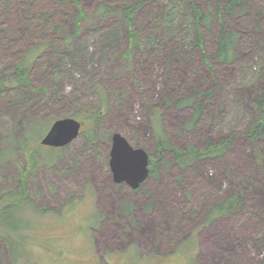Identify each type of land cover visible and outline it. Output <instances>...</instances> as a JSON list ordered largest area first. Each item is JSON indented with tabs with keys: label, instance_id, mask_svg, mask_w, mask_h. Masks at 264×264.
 Masks as SVG:
<instances>
[{
	"label": "rangeland",
	"instance_id": "374dc122",
	"mask_svg": "<svg viewBox=\"0 0 264 264\" xmlns=\"http://www.w3.org/2000/svg\"><path fill=\"white\" fill-rule=\"evenodd\" d=\"M0 1L12 10H0V76L9 87L0 97V199L20 190L27 169L21 140L37 133L39 142L60 118L84 123L66 147L38 144L27 179L34 205L23 207L32 227L15 236V249L0 239V264H264V136L258 143L247 137L264 92V0L222 16L241 36L230 64L216 59L219 17L201 24L209 66L194 46L192 3L207 11L217 0H79L61 9L38 0L44 20L33 0ZM124 5L137 6L131 53L122 14L107 12ZM37 45L43 51L29 64V88L12 72ZM209 89L214 94L193 126V106L167 104ZM100 107L102 120L93 121ZM157 114L178 147L228 137L235 145L187 169L164 151L159 177L136 190L115 183L112 135L156 158ZM233 195L245 207L211 220V208Z\"/></svg>",
	"mask_w": 264,
	"mask_h": 264
},
{
	"label": "trees",
	"instance_id": "16d2710c",
	"mask_svg": "<svg viewBox=\"0 0 264 264\" xmlns=\"http://www.w3.org/2000/svg\"><path fill=\"white\" fill-rule=\"evenodd\" d=\"M58 8H65L71 1L75 4H79V0H52ZM248 0H227L224 6H221L220 0H217L215 5L209 7L207 11H203L201 6L196 3H192L193 16L195 20V40L194 46L199 48L205 64L210 65L206 57V48L204 45V34L201 29V24H210L213 17L216 15L219 17L220 32L217 37V49H216V59L224 64H230L237 59V47L240 41V34L236 31H230L227 29L222 21V16L225 13L234 14L236 11L242 10ZM148 2V0H140L138 5H142ZM41 3L38 0H33V8L37 17L41 20L47 18L48 14L45 11V8L39 9ZM6 7L7 11H12L10 6L4 5L0 1V10L1 7ZM136 9L137 6L124 5L121 8H107V12L119 11L127 25V32L129 37V47L128 53H131L135 44L139 41V35L135 30V19H136ZM9 12V13H10ZM258 15L262 14L260 8H257ZM83 13V12H82ZM84 15V14H83ZM260 20V19H259ZM258 28L260 26L258 25ZM4 36L0 34V43L3 40ZM43 45H37L36 48H32L26 52V56L20 60L14 67L12 72L15 75L17 82L29 88H33L32 80L30 79V62L43 51ZM169 65L173 64L172 54L168 56ZM9 93L8 80L7 77L0 76V97L5 96ZM214 94V89H209L205 92L199 93L198 91L194 96L188 98H181L177 100H169L168 105H178V106H193L194 114L191 125H195L196 122L201 117L205 109V99L210 100ZM198 96H201L202 99H199ZM256 106V119L251 126L250 130L247 133V137L253 142L258 143L261 137L264 136V92L260 93L254 101ZM104 107V104L102 105ZM102 108L100 107L93 114H90V117L93 118V121L96 119L102 120ZM159 114H157L154 122L156 123V134H157V145L156 149L158 156L156 158H151L150 160V174L159 177L158 165L160 163L166 162V159L163 155L164 151L171 152L175 157V162L180 165L181 168L187 169L193 165L198 160H205L214 157H223L230 147L235 145V138L228 137L225 139L218 140L216 142L208 141L203 146L196 144H190L184 148L178 147L173 144L169 138L164 133V130L159 125ZM83 122V121H81ZM84 125V123H83ZM84 128L82 127V131ZM40 136V135H39ZM41 140H37V133L33 135L32 140H21V148L25 152L27 157V169L25 168L21 173L20 180V190L18 192L12 193L0 199V239L6 240L8 243L14 247H18L17 243H21V240L15 236L22 230L29 227H32L31 221L26 220L24 217V206L31 205L33 202L30 200V194L28 192L27 179L28 176L34 171L37 160V146ZM41 144V143H40ZM139 189V188H138ZM131 206V204H130ZM245 207V202L241 195H233L230 198L222 200L218 204H215L210 212L209 217L211 220L221 218L224 216H230L233 212H237L239 209ZM264 216V210H263ZM195 240H193L194 242ZM16 245V246H15Z\"/></svg>",
	"mask_w": 264,
	"mask_h": 264
},
{
	"label": "water",
	"instance_id": "95a60500",
	"mask_svg": "<svg viewBox=\"0 0 264 264\" xmlns=\"http://www.w3.org/2000/svg\"><path fill=\"white\" fill-rule=\"evenodd\" d=\"M83 122L73 117L55 120L40 143L50 147H66L82 132ZM110 168L115 183H126L132 189L140 188L150 177V154L133 146L119 132L112 135Z\"/></svg>",
	"mask_w": 264,
	"mask_h": 264
},
{
	"label": "flooded vegetation",
	"instance_id": "af4514ba",
	"mask_svg": "<svg viewBox=\"0 0 264 264\" xmlns=\"http://www.w3.org/2000/svg\"><path fill=\"white\" fill-rule=\"evenodd\" d=\"M114 181V180H113ZM136 190V189H135Z\"/></svg>",
	"mask_w": 264,
	"mask_h": 264
}]
</instances>
